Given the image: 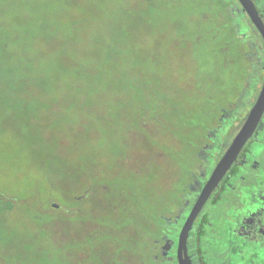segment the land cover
Segmentation results:
<instances>
[{
  "label": "rangeland",
  "instance_id": "rangeland-1",
  "mask_svg": "<svg viewBox=\"0 0 264 264\" xmlns=\"http://www.w3.org/2000/svg\"><path fill=\"white\" fill-rule=\"evenodd\" d=\"M44 1L39 3V6H30L29 9L24 10L23 16L22 12L17 15L18 18L24 17L26 21L31 22L32 20H29L31 14L37 17V22L31 23L28 28L19 25L13 30L1 33L19 37L21 42L19 53H27L30 56L40 54L47 59L51 58L52 66L61 77V83L70 79L68 71H71L70 66H75V62L77 67L99 70L89 75L87 83L84 84L88 88L96 85V88L100 89L104 83L116 85L119 82L117 81L119 68L126 77L120 81L123 88L117 91L118 94L113 90L104 94V97L113 99L110 104L113 109L105 112L109 123L104 132L101 131L104 128L102 117L97 125L93 113L87 112V109L73 107L72 109L67 106L72 101L64 99H67V94L68 96L70 93L73 94L72 88L64 94L62 91L64 88L60 87L58 97L48 108L41 106L36 107L38 110L25 111L22 106L15 109L7 107L10 115L9 122L0 121V195L2 196L0 199H4L13 207L10 210L0 211V257L3 254L8 259L23 253L33 258L50 252L51 248L46 245L49 243L48 237L60 244L65 239L68 241L76 239L77 232L89 230L88 224L94 218L88 214L91 208L97 215L111 217L120 225L124 220L122 218L126 216V210H131L136 214L132 218L136 226L142 219L145 220L149 216L147 203L152 201V198L158 201L157 208L167 202L164 203L165 198L175 208V198H169L168 189L171 184L166 183L163 186L151 188V183L133 179L134 173L131 175L129 172H119L112 175L111 170L107 169L113 166V154L119 152L122 147L128 149V158L144 164L148 155L156 151L152 141L165 142V135L159 133L161 131L154 130L153 133L150 131L147 136L137 128L136 121L142 116L139 108H146L142 106V104L145 105L144 101L151 102L154 108L153 110L149 107L150 119L156 121L161 130L168 131L174 124L171 127V119L165 118V114L202 113L204 106L211 107L213 104L207 98L206 90L202 95L201 88L193 91L189 87L190 81L199 77L198 66L196 63L192 64L191 56L180 48L184 24H179L188 17L189 12L184 11L176 19L178 21H173L171 23L173 26L169 27L168 32L166 29H157L149 15L154 6L168 5L174 0H168V3L164 0H126L125 11L123 15L118 16L109 15L113 13L115 3L109 4L110 6L104 9L103 6L106 4L102 5V0H93L94 11L92 7L85 8L78 4L76 7L74 4L67 6L66 0H55V3L54 0ZM9 2V0H0V8L3 3ZM82 2L85 3L86 0ZM55 10H57V16ZM94 12L98 17L90 15L88 18L89 14ZM44 18L48 21L45 22ZM236 18L239 30L244 33L248 31L249 35L252 34L255 38L251 26L247 25L240 15ZM83 19H89L88 24L92 27L93 33H88V29L82 26V29H79L82 36L75 40V37L71 36V30L82 25ZM121 20H123L121 26L124 31L122 35L117 32V25ZM37 26L40 27V35H38ZM29 45L32 46L29 47ZM110 46L114 48H109ZM156 47H162L170 54V57L166 56L163 60L162 72H158L157 67L149 68ZM208 48V44L202 46L204 62L200 66L208 68L206 72L207 75H211L212 82L220 81L223 75L213 64L215 56ZM109 51H114L120 56L118 67L115 66V61L110 63L104 58L108 56ZM32 66L35 67L29 72L37 76L40 67L38 68L37 62ZM113 66L114 70H110ZM44 71L50 74L48 69ZM70 80L72 81V78ZM168 82L175 83L172 94L166 91ZM137 96L145 100L142 101L138 97L141 102L135 103ZM96 98L102 99L103 95H96ZM169 98L175 101L173 110L167 105ZM71 99L74 100V96ZM7 109L6 106L2 107L1 112L6 113ZM181 109L183 112L180 111ZM99 126L101 128H98ZM176 130L180 133L182 127L178 126L174 129ZM167 139L175 143L178 137ZM174 145L182 146L179 142ZM178 158L177 155L172 159L169 158L167 165L171 164L174 167ZM121 159L120 157L119 160L123 161ZM115 163L117 164V161ZM145 165L148 166L147 162ZM98 180H103L107 188ZM141 183L145 186L142 191ZM124 184H129L130 195L125 193ZM87 193H91V204L89 207L83 206L82 219H71L64 215H53V217L44 215L37 216L40 217L38 221L34 214L38 203L43 209H48V204L51 202L61 200L70 202L73 199L72 196ZM151 194L152 197H150ZM138 196L143 197L141 207L136 201ZM50 198L52 200L49 201ZM41 226L47 227V230L43 231ZM176 227L169 226L171 236L177 233ZM107 249L108 246H104L105 254ZM260 263L256 261L253 264Z\"/></svg>",
  "mask_w": 264,
  "mask_h": 264
},
{
  "label": "flooded vegetation",
  "instance_id": "flooded-vegetation-1",
  "mask_svg": "<svg viewBox=\"0 0 264 264\" xmlns=\"http://www.w3.org/2000/svg\"><path fill=\"white\" fill-rule=\"evenodd\" d=\"M234 1L242 13L241 18L253 29L255 39L262 48L261 53L264 56L263 37L239 0ZM253 1L264 20V0ZM153 59L154 62L157 61L156 57ZM263 82L264 66L262 80L255 91H251L248 96L240 99L227 101L229 103L226 105L227 110L223 108L216 115L196 116L198 124L195 126L188 122L184 123L180 133L177 130L174 131L175 128H171L170 131L161 130L156 121L148 116L149 107L154 110L152 105H144L146 108L142 110L146 113H141L142 110L139 108L142 116L136 121V126L141 120V128L146 131L147 129L152 133L154 130L161 131L159 133L165 135V142L152 141L156 151L148 155L144 164L128 158V149L122 147L119 150L121 156L117 159L121 157L123 161L120 165L107 170H111L112 175L119 172H129L131 175L134 173L133 179L138 182H149L151 188L160 187L166 183L171 184L168 192L169 198L176 200L175 208L166 198L163 201L167 202L157 208L158 201L152 198V201L147 203L149 218L145 220L141 218L144 224L143 229L136 227L132 222L136 214L131 210H126L127 217L123 213L125 217L122 218L124 220L120 225L117 220L99 216L91 210L92 208H89L88 214L94 218L88 224L89 230H86L90 241L83 246L87 257L82 261L72 259V262L75 264L77 262L80 264H179L180 232L200 197L204 185L246 121L260 94ZM169 85H166V91L172 94L174 88ZM174 103L173 99L167 100L170 109L174 107ZM164 117L171 119L170 124L178 118L188 121L187 117L172 113L165 114ZM137 128L147 135L148 131ZM168 137L172 139L178 137V139L173 143L172 140L167 139ZM178 142L182 144L181 147L174 145ZM176 155L179 157L176 166L167 165L169 158L172 159ZM146 162L148 166L145 165ZM98 181L102 185L105 184L103 180ZM143 183H141V191L145 187ZM104 187L107 188L105 185ZM124 191L130 195L129 184H124ZM90 198L91 193H87L74 196L70 202L66 200L51 202L52 213L54 215L69 214L70 217L83 215V206L89 207ZM137 198L138 206L141 207L143 197ZM45 214L50 215L46 212ZM50 216L53 217V215ZM106 220H111L112 225ZM170 225L178 226L177 233L172 236L169 231ZM108 226L113 230L118 229L114 236L109 238L104 237L106 234L104 231ZM94 228L96 230H93ZM125 235H130L129 240H125ZM141 239L144 241L141 242ZM104 246H108L107 254L103 251ZM68 248L69 255L74 257L77 246L70 245ZM187 254L193 264H253L264 260V256H261L264 255V114L237 160L221 179L194 220L189 232ZM260 264H264V261Z\"/></svg>",
  "mask_w": 264,
  "mask_h": 264
},
{
  "label": "trees",
  "instance_id": "trees-1",
  "mask_svg": "<svg viewBox=\"0 0 264 264\" xmlns=\"http://www.w3.org/2000/svg\"><path fill=\"white\" fill-rule=\"evenodd\" d=\"M9 1L10 2L8 4L3 3V6L0 8V121L9 122L10 115L8 114V106L11 108L14 107L13 109L18 106H22L25 108V111H29L30 109L38 110L36 107L41 106H45L47 108L50 107L53 103L52 101L54 99L56 100L58 97L59 88L63 87L64 89L62 91L64 94L69 88H72L73 92V94L70 93L69 96L67 94V99H64H70L72 101L71 104L67 106L75 109H87V112L93 113L97 125L101 122L100 118L102 117L104 128H102L101 131L104 132L109 123V119L105 116V112L113 109L112 105H110L112 103L111 100L113 99L104 97V94H108V92L112 90L118 94L117 91H120L123 88L120 81L126 77L125 73H121L119 68L117 73V81L119 82H117L116 85H107L104 83L103 87L100 89H97L96 85L95 87L91 86L88 88V86H85L84 84L85 82L87 83L89 75H92L93 71L99 70H91L89 67H77L75 62V66H70L71 71H68L72 81L69 79L67 81L64 80V82L61 83V77L52 66L53 61L51 58L47 59L40 54L37 56H30V54L27 53H19L21 49V47H19L21 44L19 37H12L9 33L1 34L13 30L19 25H21V27L25 26L28 28L31 26V23L37 22V17L31 16V14L29 16V20H32L31 22L26 21L24 17L18 18L17 15L22 12L23 16V13H25L24 10L29 9L30 6H39V3L44 0ZM164 1H167L168 3V0ZM55 2L56 1L54 0V3ZM234 2V0H174L173 3L169 4V2L168 5L154 6L153 10L149 12L153 25L159 30L166 29V32H168L169 27L173 26L171 23L173 21H178L176 19L182 15L184 11L189 12L190 15L187 13L188 17L185 20H182L179 24H184L183 34H181L182 42H179L180 48L185 50V53L187 52L188 56H191V63H196L198 66L197 71L199 72V77L194 79L196 81H190L189 87L193 91L201 88L200 91L202 95L206 90L207 98L213 103L211 107H208V105L204 106L202 113H183L182 116L187 117L188 121H185L184 118L175 119L171 123V125L174 124L172 128H176L178 126L183 127V124L187 122L188 124L196 126L198 124V118H195L196 116L201 114H204L205 116L216 115L218 114V111L220 113L223 108L224 110H227L226 105L229 104L228 102L248 96L251 91H255L257 89L258 83L262 80L264 66V56L261 53L262 48L259 46V43L255 38L250 37L248 33H244L239 30L236 17L239 15L242 17V13ZM104 3L106 5H104ZM184 3L185 5H182ZM65 4L67 6H72L74 4L75 7L78 4L83 5L85 8H93V0H86L85 3H83L82 0H66ZM109 4H113L115 7L114 10H112L113 13H110L109 15H123L126 0H118L116 2H112L111 0L109 2L107 0H102L104 9H106L107 6H110ZM170 5H172V7H170ZM88 10L90 11V8ZM92 11H94V8ZM54 12L57 16V10ZM90 15L96 16L97 14L96 12L93 14L91 13L88 18H90ZM43 20L45 22L48 21V19L45 18ZM122 21L123 20L119 21L117 25V32L121 35L124 32L121 26ZM24 22L26 24H24ZM81 23L82 25L78 28L74 27L71 30V36L75 37V40L80 39L82 36L79 31V29H82V26L86 28V30L88 29V33H93L92 27L88 24L89 19H83ZM37 27L39 28L38 35H40V27ZM104 27H106L105 24ZM88 33L87 35H89ZM172 33H174V31ZM207 44L209 45V51L213 54V56H215L213 64L217 67V69H219L220 74L223 75L221 76L220 81L213 80L212 82L211 75H207L208 73L206 72L208 68L206 66H200L204 62L202 59V46ZM30 46L32 45H29V47ZM111 47L112 46L109 48ZM154 53L156 54L154 57H156L157 61L154 62V59L152 58L149 68L157 67L159 68L158 72H162V69L164 68L162 65L163 60L166 56L170 57V54L167 50H163L162 47H156ZM104 58L110 63H114L113 61H115V66L117 67L120 65V56L118 54L116 55L114 51H109L108 56ZM36 62L38 63V68L40 67L37 72V76L32 75V73L29 72L35 67L32 65ZM207 62L209 64L211 63V61ZM98 68L101 69V67ZM44 69H48L50 74L45 72ZM110 70H114V66ZM231 79L232 81H230ZM168 84H170L169 86L172 88L175 86L174 82H168ZM99 94L103 95L102 99L96 98V95ZM73 96L74 100L71 99ZM138 97L139 96L135 98V103L141 102ZM139 98L142 101L145 100L141 97ZM169 99L171 100L172 98ZM144 102L146 105H152L151 102ZM5 106L7 112L3 113L1 110L2 107L4 108ZM142 106L145 107L143 104ZM74 111L78 112V110ZM180 111L183 112L182 109ZM141 113H146V111L144 112V110H142ZM192 117H194V119ZM141 124L142 121L140 120V124L138 123L137 127L141 128ZM98 128H101V126ZM141 129L146 131L144 128ZM148 133L150 134L149 131ZM119 156L121 155L118 151L113 154L112 159L114 160V163L111 168L121 164V161L117 159ZM115 161H117V164ZM0 198H2L1 195ZM60 198L63 197L60 196ZM72 198H74V196H72ZM12 207L13 206H11L7 201L0 199V211L10 210ZM36 207L37 208L34 209L36 217H43L44 215H47L45 212L50 213V215H54L50 204H48V209H43L40 207L39 203ZM50 215L47 216L52 217ZM58 215L70 217L69 214ZM81 215L82 214L77 215V218L75 216H71L70 218L79 219L82 217ZM40 217H37L38 221H40ZM108 223L112 225L111 220H109ZM137 226L143 229L144 224L141 221V223H139V225L137 224ZM41 229L46 231L47 227L41 226ZM104 232L106 233L104 237L109 238L114 236L116 231L108 226ZM75 235H78L76 239H72V241L65 239L61 244L60 242H53V240L48 237L47 241L49 243H46V245L51 248V251L39 254V256L33 258L29 257L28 254L23 253V255L8 259L2 254V257H0V264H75L72 262V259H75L76 261L86 259L87 253L83 249V246L90 241L89 233L86 230L81 233L77 232ZM129 236L130 235H125V240H129ZM140 241L142 242L144 240L141 239ZM70 245L77 246V252L74 257L69 255L70 250L68 247ZM80 249L83 250L80 251ZM76 264L80 263L77 262Z\"/></svg>",
  "mask_w": 264,
  "mask_h": 264
},
{
  "label": "water",
  "instance_id": "water-1",
  "mask_svg": "<svg viewBox=\"0 0 264 264\" xmlns=\"http://www.w3.org/2000/svg\"><path fill=\"white\" fill-rule=\"evenodd\" d=\"M243 9L249 15L251 21L255 24L264 40V20L253 0H239ZM264 114V82L260 94L253 105L246 121L242 128L235 136L231 145L220 159L215 169L213 170L210 178L203 187L200 197L194 204L191 213L189 214L181 232L178 241V260L179 264H193L187 254V242L189 232L192 229L194 220L198 213L210 197L211 193L218 186L221 179L231 168L232 164L237 160L239 153L244 147L245 143L252 137L255 132L262 116ZM57 205V204H55Z\"/></svg>",
  "mask_w": 264,
  "mask_h": 264
}]
</instances>
